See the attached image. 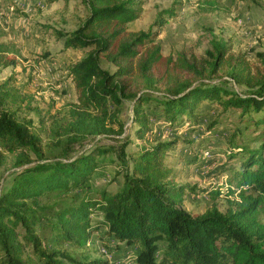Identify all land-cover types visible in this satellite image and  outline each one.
<instances>
[{"label": "trees", "instance_id": "trees-1", "mask_svg": "<svg viewBox=\"0 0 264 264\" xmlns=\"http://www.w3.org/2000/svg\"><path fill=\"white\" fill-rule=\"evenodd\" d=\"M84 1L89 14L83 22L58 32L67 48H89L68 67L77 102L52 119L46 138L22 116L13 87L0 84V264H114L74 252L88 246L94 232L137 249L118 264H264V52H257L258 63L229 54L225 44L207 50L209 58L188 51L165 55L156 40L164 15L174 16V8L159 13L156 29L132 30L129 24L141 12L134 0ZM16 63L0 40V70ZM221 70L245 92L227 81H206ZM129 99L143 143L137 151L128 150L130 136L120 115ZM202 99L234 109L243 124L228 138V159L240 158L241 164L229 166L224 192L177 182L179 171L168 157L179 140L164 141L152 126H174L181 115L192 118ZM97 136L116 143L75 153L77 145ZM110 164L122 179L116 190L97 186L57 207L43 203L55 192L89 187ZM8 165L15 171L4 188ZM189 192L241 200L230 201L226 210L214 203L194 216L184 206ZM102 242L110 252L107 240Z\"/></svg>", "mask_w": 264, "mask_h": 264}, {"label": "rangeland", "instance_id": "rangeland-1", "mask_svg": "<svg viewBox=\"0 0 264 264\" xmlns=\"http://www.w3.org/2000/svg\"><path fill=\"white\" fill-rule=\"evenodd\" d=\"M141 8L139 17L129 24L132 30L156 29L154 22L164 9L174 8L175 15H164L166 23L160 28L157 42L165 55H176L179 51L195 53L209 58L207 50L216 51L218 44H225L229 54L245 55L258 63L257 52H264V0H134ZM89 8L84 0H0V40L17 59L16 65L0 70V84L8 82L14 89L15 104L22 116L33 121L34 127L47 137L52 119L63 116L73 103L77 93L68 67L84 57L89 48H67L58 32L75 30L88 16ZM107 68H114L104 62ZM208 82H223L240 93L246 87L236 85L221 70L206 79ZM229 82V83H228ZM133 101L125 100L120 115L125 122L126 134L130 136L129 151H137L143 145L136 135ZM152 109V107H151ZM194 115H181L182 122L167 127L163 122H153L163 140L177 139L178 146L169 153L168 161L179 171L177 182L190 186L227 188V173L230 165L240 166V158L228 159V138L233 129L243 128L239 114L234 110H223L208 99L197 103ZM217 121V123H213ZM214 126H213V125ZM212 127V128H211ZM232 129V130H231ZM113 139L103 136L90 137L76 146L77 154L95 145L114 144ZM150 143L147 145H153ZM257 146L258 143H251ZM11 164V163H10ZM4 172L3 187L11 185L15 168L8 165ZM110 164L95 173L89 187L69 192H55L43 198V203L57 207L74 195H83L97 186H108L116 190L122 179ZM241 200L234 195L221 193L214 200L206 192H189L184 200L185 208L194 216L204 214L214 203L222 210L230 201ZM235 207V206H234ZM92 219L99 218L93 214ZM103 232V231H101ZM49 236L48 230L45 232ZM101 236H103L101 234ZM50 240L51 235L49 236ZM93 241L84 249H75L77 254L91 258H110L114 264L126 262L137 249L125 243H116L108 237L103 239L93 233ZM109 243V250L103 244ZM71 250L72 247L69 246Z\"/></svg>", "mask_w": 264, "mask_h": 264}]
</instances>
